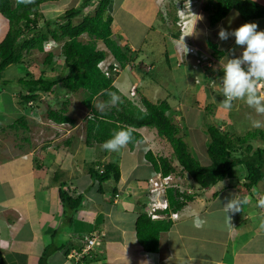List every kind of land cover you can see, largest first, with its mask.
I'll use <instances>...</instances> for the list:
<instances>
[{
  "label": "crops",
  "instance_id": "0c3cea01",
  "mask_svg": "<svg viewBox=\"0 0 264 264\" xmlns=\"http://www.w3.org/2000/svg\"><path fill=\"white\" fill-rule=\"evenodd\" d=\"M59 1L46 0L41 7H56ZM80 1L78 0L77 5ZM255 1L264 5V0ZM165 2L166 0H110L108 13L114 19L113 36L122 46L131 49L135 57L133 62L136 63L134 68L127 67L132 68L128 74L122 71L115 76L113 85L122 97L139 107H143V97L153 103L166 101L170 106L167 115L186 134L192 154L202 164L209 165L211 159L207 149L211 138L207 133V126L219 120V124L215 125L222 131L243 135L249 131L242 130L243 125H248L245 123L248 114L257 115L254 109L241 100L233 101L231 109L224 108L220 103L224 99L221 61L241 56L243 49L235 44L234 37L221 41L218 25L222 24L227 28L228 17L238 13L231 28L255 22L259 26L258 30H264V17L244 20L237 10H232L223 20L211 26L209 15L203 10L204 14L199 12L197 16L189 18L185 34L176 38L170 30L163 29L165 19L162 11L167 4ZM43 13L45 14V9ZM0 16L1 42L9 30V21L1 13ZM192 40L203 51L218 58L215 69L207 68L200 62L198 55L187 52L185 45ZM209 42L218 46L222 53L220 56H216ZM31 66L24 67L28 69ZM243 67L247 70V65ZM40 74L34 76L39 77ZM19 77L13 79L17 80ZM3 79L11 80L7 78L6 72ZM0 85L7 89L9 83L5 87L2 83ZM134 89L137 92V103L131 99V91ZM7 90L9 98L0 89L1 262L39 264L41 256L50 246L52 249L47 264H264V229L260 228L261 221H264V208L259 206V200L264 198V178L259 186L247 190L244 187L245 168L238 165L234 178L201 188L186 174L188 189L196 195L179 210L180 216L172 221L171 228L161 232L159 250L148 252L138 240L135 225L148 201L150 191L147 183L153 175H142L138 171L133 177L125 164L122 168L119 162L117 164L121 175L118 183L110 178L100 185L90 173V167L98 159L102 163L113 162L112 154H117L122 161L125 155L131 153L130 160L134 155V148L128 144V147L119 152L107 153L101 148L100 155L91 161L88 170L82 172V168H77L79 148L84 146L93 150L99 144L91 147L85 144L86 119L85 129H79L80 123L70 109L72 103L77 104L76 98H71L68 114L74 119V123H71L70 135L63 143L57 144L58 150L46 149L52 147L49 141L46 142L42 147L45 158L41 159L35 153L36 148L30 144V139L27 149L25 146L20 147L19 137L15 136L16 130L12 126L16 116L13 113H19L20 108L15 106L16 101L11 94L18 91ZM259 90L264 91V84ZM96 100L98 99H94ZM4 106L11 108L2 111ZM257 116L258 120L264 121V116ZM259 129L264 130V126ZM135 130L143 137L134 142L135 145L139 143L145 147L143 162L146 166H151L157 176L159 172L148 160V154L151 153L155 158L173 157L172 146L159 136L156 128L143 126ZM255 140L258 142L255 145L253 140L255 147H264L262 139ZM78 142H81L79 147L76 145ZM47 159L50 160L49 163ZM139 165L138 161L135 166L142 170ZM175 165L179 166L176 161ZM179 172L181 174L182 170ZM132 180L134 183L130 184ZM61 183H65L64 188L73 197H84L77 212H64L59 196ZM235 195L247 198L248 203L243 204L242 211L230 213L229 221L224 212V204ZM197 219L204 221L202 227L194 226ZM96 230L104 233L100 249L79 261L70 259L71 249L81 247L83 235Z\"/></svg>",
  "mask_w": 264,
  "mask_h": 264
},
{
  "label": "trees",
  "instance_id": "16d2710c",
  "mask_svg": "<svg viewBox=\"0 0 264 264\" xmlns=\"http://www.w3.org/2000/svg\"><path fill=\"white\" fill-rule=\"evenodd\" d=\"M44 1L46 0H34L33 3L24 5L17 4V0H0V13L9 21V30L0 42V84L5 86L15 82L20 86L18 101L24 109L30 107L34 111V107L39 103H46V114L50 120L58 124H73L74 119L68 114L69 97L63 95V100L53 106L42 96L57 95L56 90L59 88L69 93L83 91V103L90 110L86 118L85 144L88 147L95 144L102 145L111 138L114 131L129 127L133 129L131 143H134L143 138L135 128L153 127L173 149V157L155 158L151 153L148 154V160L162 175L176 172V161L182 173L187 174L201 188H207L227 178H234L236 167L243 165L246 171L244 187L251 190L260 185L264 178V147H255L252 142L258 138L264 141V130L257 128L243 135H232L222 131L215 124H209L207 133L211 141L207 151L211 163L202 164L192 154L186 134L174 119L167 115L170 106L166 101L153 103L143 97V107L137 106L122 97L119 90L114 87L115 76L107 77L99 67V63L109 55L114 56L124 67L135 60L131 49L120 46L113 36L114 19L108 13L110 0H81L77 6L67 9L59 19H48L41 25L40 20L42 17L45 18V14L41 11V4ZM175 7L178 8L177 5ZM175 7L169 9L173 24L170 32L174 37L179 38L182 32L177 26L179 18L178 9ZM205 10L209 11L211 26L223 20L232 10H237L244 20L264 17V5L255 0H207ZM78 18L80 21L75 22ZM83 36H87L88 39L84 40ZM50 39L64 41L61 44L63 73L64 70L67 72L63 76L51 77L46 75V69H42L39 77L27 72L24 77L14 81L3 79L10 66H31L34 58L30 55L44 52L45 44ZM98 41H102L106 49L99 48ZM209 46L216 56L222 54L216 44L209 42ZM53 63L54 53H46L43 64L49 67ZM107 92L116 93L120 97V103L100 110L94 99L101 98V104L107 103L110 100ZM20 118L19 122H23L25 116ZM90 173L100 185L110 178L118 183L121 175L117 163H102L99 159L90 167ZM64 186L65 183H61L59 187L64 212L70 210L75 213L81 208L84 197H73ZM100 189L103 190L102 186ZM195 195L194 191L169 189L167 193L169 207L163 213L168 215L171 210H180L193 200ZM144 207L145 204L136 220L137 237L146 251L157 252L160 234L171 228L172 220L168 216L157 218L150 216L145 213ZM51 249L50 246L46 248L39 264H47ZM0 264L7 263L0 261Z\"/></svg>",
  "mask_w": 264,
  "mask_h": 264
},
{
  "label": "rangeland",
  "instance_id": "374dc122",
  "mask_svg": "<svg viewBox=\"0 0 264 264\" xmlns=\"http://www.w3.org/2000/svg\"><path fill=\"white\" fill-rule=\"evenodd\" d=\"M60 1L57 3L58 5L56 7H54V6H51V7H43L42 6L41 7V11L43 12V9H45V14H46L45 18L42 17V19L40 20L41 25L44 24L46 22V20H48L50 18H53V19L58 18L59 19L65 13V12L63 13V11H65L68 8L74 7L78 3V0H60ZM180 2L182 3L181 7H179L177 5V0H166L165 3H167V4L165 7H163V11H162V13L164 14L163 19H165L164 24H163L164 30H170V28L173 26L170 15H169V9H173L176 5L178 6V8L177 7H175V8L178 9V12H179V8L182 10V15L181 16L178 15L179 21L177 23V26L180 28L181 32H182V29H181L182 24L185 20H187L186 22H189V18L195 17V15L197 16L199 12L204 14V11H205V13L207 15H209V11L205 10V5L207 3V0H180ZM183 2H185V3L183 4ZM165 12H166V14H165ZM76 21H80V18L76 19ZM83 39L87 40L88 38L83 36ZM98 47L101 49H106V46L104 45V43L102 41H98ZM51 50L54 53V63L52 66L47 67L43 64V60H44V57L46 55V51H44L42 53L41 52H35V53H32L30 55L34 58V64L31 67H29L27 69L24 67V65L10 66L6 71L7 78H9V79H11V81H13L14 80L13 78H16L19 76L24 77L27 72H30V73L34 74L35 76H38L41 73L42 69H46V75H51V77L52 76H57V77L63 76L67 71L64 70V73H63L64 62H63V56H62V52H61L62 51L61 50V44L55 45ZM24 69H25V71H24ZM131 69L125 68L122 71L124 74H128L131 71ZM18 73H19V75H18ZM0 89H1V91L6 92L5 90H7V89H9V90L12 89L13 91H20L21 88L15 82H12V83H9L7 89H4L1 85H0ZM9 93H11V92H9ZM56 94L57 95H54V96L52 95L50 97H47V96H42V97L44 99H46L53 106H56L59 103V101L63 100V95H64V97L65 96L68 97V95H71L70 99L76 98L75 100H76L77 104L75 105V103L74 104L72 103L70 106V109L73 110L72 115L75 117L76 121L78 123H80V124H78L79 127H81L79 129L84 130L85 129V119L87 118V116H89L90 111L84 105V103L82 101L84 98L83 91H80L78 93H69V92H65V90L63 88H59L58 90H56ZM17 95H18V92H15L14 95L11 94V96H13V98L16 101V103H14L15 106L18 105L20 108V110H18L19 113H13L12 112L14 115H16L15 119L12 121L13 129L16 130L15 136L19 137L20 147L25 146L26 149L29 146L28 141L30 139V144H33V146L36 148L35 153L41 159H44L45 157L43 156V150H42V147L44 146V144H46V142L49 141L50 146H52V147H47L46 149L58 150L57 144L59 142L63 143V141L67 137H69L72 125L69 123L58 124V123L50 120L46 114V107H47L46 103H44V104L39 103V105H37V107H36V109H34V111H32L30 107H28L27 109H24V107H22L20 105L18 99L16 100V97H18ZM5 96L9 98L10 94L5 95ZM0 99H2L1 96H0ZM101 102H102L101 98L94 101V103L97 106L100 105ZM10 108H11V106H4L1 109H2V111L3 110L6 111ZM8 115H10V114H8ZM22 116H25V118H24L23 122H19V120L21 119L20 117H22ZM250 117L254 118V119L259 118L257 115L254 116V114L249 113L248 118H246L247 120L245 122L248 125H246V124L243 125L242 130H246V131L247 130H256L257 128H259V127H253L251 125ZM83 120H84V123H82ZM3 124H6V122H3ZM215 124H219V120H215ZM247 128H250V129H247ZM80 144H81V142H78L76 144V145H78L77 147H79ZM254 144L257 145L258 142L256 140H254ZM129 145L132 148H134L132 153L135 151L132 158L130 160H128L129 156L131 155V153H130V154L125 155V156L123 155L124 156L123 160L120 161L119 157H117V154H112L111 157L114 158L113 162H116V163L119 162V164L122 168L124 167V164H125V167L127 168L128 171H131L130 173L132 174L133 177L135 175H137L138 171L142 175L152 174L153 176H155L156 173L153 170V168L151 166H146L145 162H143V161H145V156H144L145 147H144V145H139V143L137 145H135V143H129ZM45 146H48V144ZM101 148H102V145H100V144L96 145L95 149H93V150L86 149V148H84V146H81L79 148L80 150L77 152V154H78V159H77L78 160V166H77V168H82V170H84L82 172H85L86 170H88V167H90L91 161L96 159V157H98L100 155ZM138 161L140 162L139 166L142 167V170H140L139 168H137V166H135ZM49 162H50V160L47 159V163H49ZM176 171H177V174L180 176L179 181H181L180 184L182 185V188L183 189L188 188L189 184H188L187 179L185 178L186 174L182 173V172L180 174V172H179V171H181L180 166H177ZM187 177L189 178V176H187ZM189 179H191V178H189ZM132 183H134V180H132V182L130 184H132ZM147 184H148L147 185V187H148L150 182H148ZM149 188H150V186H149ZM139 190H140V187H139Z\"/></svg>",
  "mask_w": 264,
  "mask_h": 264
},
{
  "label": "clouds",
  "instance_id": "9594fccd",
  "mask_svg": "<svg viewBox=\"0 0 264 264\" xmlns=\"http://www.w3.org/2000/svg\"><path fill=\"white\" fill-rule=\"evenodd\" d=\"M33 2L34 0H17V4L24 5ZM238 15V13H233L228 17L227 28L222 24L218 25V36L221 41H227L230 37H234L235 44L243 49L241 56L230 58L226 62L221 61L224 73L222 79L224 99L220 103L224 108L231 109L233 101L241 100L249 108L254 109L257 115L264 116V91L259 90L260 86L264 84V30H258L259 26L255 22H247L238 28H231L233 20ZM48 52L53 51H46V53ZM244 65H247V70L243 67ZM106 94L110 100L98 105L100 110L120 103V97L116 93L107 92ZM250 120L253 127L264 126V121L251 117ZM132 141L133 129L131 127L122 128L114 131L111 138L102 144V148L108 152H119ZM246 203H248L247 198L242 199L238 195L227 199V203L224 204L227 219L231 220L230 213L235 214L242 211V206ZM259 206L264 208V198L259 200ZM170 219L173 221L176 218ZM203 223L204 221L197 219L194 221V226L199 228L203 226ZM260 228L264 229V221H261Z\"/></svg>",
  "mask_w": 264,
  "mask_h": 264
},
{
  "label": "built area",
  "instance_id": "2783aa9c",
  "mask_svg": "<svg viewBox=\"0 0 264 264\" xmlns=\"http://www.w3.org/2000/svg\"><path fill=\"white\" fill-rule=\"evenodd\" d=\"M184 3L185 2H183V4ZM181 4L182 3L180 2V0H177V5L179 7H181ZM178 15H182V10L180 8ZM186 21L187 20H185L182 24V34H185L188 27V22ZM115 40L120 46H122L118 39ZM63 42L64 41L50 39L45 44V51H50L55 45L63 44ZM185 46L186 48H188L189 53L198 55L200 62L206 65L207 68L215 69V67L218 65V58L210 53H207L206 51H203V49L195 44L193 40L191 41V43L186 44ZM110 56L99 63V67L107 77L117 76L125 68L136 66V63L132 61L124 67L121 62L114 56ZM136 93L137 92L135 91V89L131 91L132 100L137 103L138 101L135 99ZM179 179L180 176L177 174V171L166 175H162L161 173H159L157 176L150 178L148 181L150 182V194L148 196V201L145 203V213L156 218L168 216L169 218L177 219L179 217V212L171 210L170 213L166 215L165 213H163V211L168 209L169 207L167 196L169 189H179L181 191L187 190L188 192H192V190H189L188 188L183 189L182 185L180 184L181 181H179ZM103 236L104 233L99 230L83 235L82 239L80 240L81 247L72 248L69 253V258L79 261L86 256H91L92 252H96L102 246Z\"/></svg>",
  "mask_w": 264,
  "mask_h": 264
}]
</instances>
